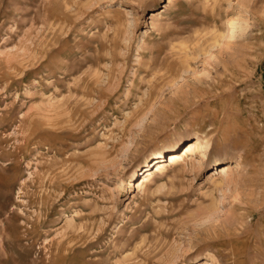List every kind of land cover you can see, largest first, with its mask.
<instances>
[{"label": "rangeland", "instance_id": "1", "mask_svg": "<svg viewBox=\"0 0 264 264\" xmlns=\"http://www.w3.org/2000/svg\"><path fill=\"white\" fill-rule=\"evenodd\" d=\"M0 264H264V0H0Z\"/></svg>", "mask_w": 264, "mask_h": 264}, {"label": "bare ground", "instance_id": "2", "mask_svg": "<svg viewBox=\"0 0 264 264\" xmlns=\"http://www.w3.org/2000/svg\"><path fill=\"white\" fill-rule=\"evenodd\" d=\"M151 16H153V14H151ZM229 32H228V37L229 38H233L235 36V34L242 32V27L241 25H239V22L236 18L232 17L229 20ZM207 150V146L200 140V139H196V141L191 144L188 145L178 151H172L170 152L169 155V165H174V164H178L181 163L183 161H186L188 158L190 159H196V156H201L204 152H206ZM157 156L156 159H154L156 161L155 166H157L156 170H159L160 168H162L161 165V161H159L160 159H158ZM153 160V161H154ZM231 170L229 168H225L222 171L221 175V179L222 178H227L230 174ZM151 175L150 170L146 169L144 172V180H147L148 177Z\"/></svg>", "mask_w": 264, "mask_h": 264}]
</instances>
